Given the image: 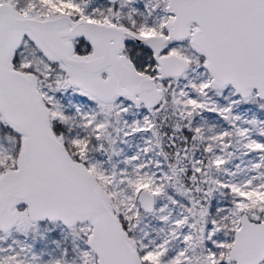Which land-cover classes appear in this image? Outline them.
Here are the masks:
<instances>
[{"label": "snow or ice", "instance_id": "obj_1", "mask_svg": "<svg viewBox=\"0 0 264 264\" xmlns=\"http://www.w3.org/2000/svg\"><path fill=\"white\" fill-rule=\"evenodd\" d=\"M0 264H264V0H0Z\"/></svg>", "mask_w": 264, "mask_h": 264}]
</instances>
